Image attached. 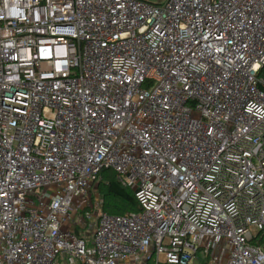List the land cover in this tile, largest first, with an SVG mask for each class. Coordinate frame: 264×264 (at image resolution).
<instances>
[{
  "label": "built area",
  "instance_id": "built-area-1",
  "mask_svg": "<svg viewBox=\"0 0 264 264\" xmlns=\"http://www.w3.org/2000/svg\"><path fill=\"white\" fill-rule=\"evenodd\" d=\"M105 170L140 212L92 223ZM263 237L264 0H0V264H264Z\"/></svg>",
  "mask_w": 264,
  "mask_h": 264
},
{
  "label": "trees",
  "instance_id": "trees-1",
  "mask_svg": "<svg viewBox=\"0 0 264 264\" xmlns=\"http://www.w3.org/2000/svg\"><path fill=\"white\" fill-rule=\"evenodd\" d=\"M97 183L103 197L102 213L120 216L141 211L134 193L122 185L114 171H103ZM263 238L259 241L260 244L264 243ZM205 261L202 259L201 264H205Z\"/></svg>",
  "mask_w": 264,
  "mask_h": 264
},
{
  "label": "rangeland",
  "instance_id": "rangeland-1",
  "mask_svg": "<svg viewBox=\"0 0 264 264\" xmlns=\"http://www.w3.org/2000/svg\"><path fill=\"white\" fill-rule=\"evenodd\" d=\"M152 3L154 2H163L165 0H151ZM90 202L91 204L96 207V217L94 218V220H92V223H95L97 220V217L102 214L103 212V197L102 194L99 192V183H96L91 190L90 193Z\"/></svg>",
  "mask_w": 264,
  "mask_h": 264
},
{
  "label": "crops",
  "instance_id": "crops-1",
  "mask_svg": "<svg viewBox=\"0 0 264 264\" xmlns=\"http://www.w3.org/2000/svg\"><path fill=\"white\" fill-rule=\"evenodd\" d=\"M148 1H150V2H152L151 0H148ZM164 2V1H163ZM155 4H160V3H162V2H160V3H158V2H154ZM77 234H79L80 236H84V237H86V239L88 240V241H91V234L90 233H84V231H82L81 233H79V232H77Z\"/></svg>",
  "mask_w": 264,
  "mask_h": 264
}]
</instances>
